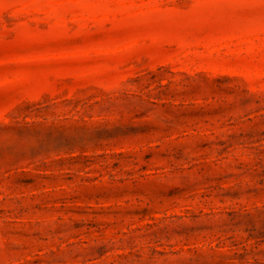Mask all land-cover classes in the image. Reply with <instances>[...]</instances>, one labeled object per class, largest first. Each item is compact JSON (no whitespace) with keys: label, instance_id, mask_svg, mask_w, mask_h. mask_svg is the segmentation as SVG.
<instances>
[{"label":"rangeland","instance_id":"374dc122","mask_svg":"<svg viewBox=\"0 0 264 264\" xmlns=\"http://www.w3.org/2000/svg\"><path fill=\"white\" fill-rule=\"evenodd\" d=\"M0 264H264V0H0Z\"/></svg>","mask_w":264,"mask_h":264}]
</instances>
